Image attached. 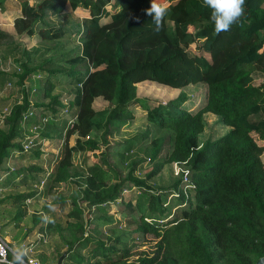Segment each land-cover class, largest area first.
<instances>
[{
  "label": "trees",
  "instance_id": "obj_1",
  "mask_svg": "<svg viewBox=\"0 0 264 264\" xmlns=\"http://www.w3.org/2000/svg\"><path fill=\"white\" fill-rule=\"evenodd\" d=\"M34 2L19 0L12 28L37 41L21 50L16 81L32 87L36 99L29 103L23 90L21 102L0 120V190L37 186V176L43 181L39 191L2 193L0 215L16 226L29 220L39 233H57L63 249L39 254L40 264L56 263L62 252L60 264H254L264 256V146L257 142L264 143V82L253 79L264 75V0H245L240 20L219 34L202 0H157L168 9L159 32L145 12L151 0ZM7 38L14 42L0 30V40ZM5 77L0 71V87H7ZM142 81L176 89L202 84L203 103L191 104L182 92L151 101L137 95ZM59 84L71 91L54 94ZM137 107L143 122L133 127ZM204 112L229 130L199 147ZM45 123L60 131L48 132ZM128 127L134 132L122 138ZM61 135V157L47 169L50 153L41 142ZM73 153L93 159L83 164V175L75 173L79 181L67 182L75 185L74 196L55 193L70 205L64 220L51 217L44 226L40 215L26 216L24 199L47 196L65 182ZM13 156L21 159L16 167ZM169 162L181 167L177 180L154 190L149 179ZM125 187L140 194L125 198ZM114 213L133 227L125 230ZM3 227L0 236L7 238ZM102 229L109 232L104 239L96 236ZM145 232L158 236L153 252L126 262Z\"/></svg>",
  "mask_w": 264,
  "mask_h": 264
},
{
  "label": "rangeland",
  "instance_id": "obj_2",
  "mask_svg": "<svg viewBox=\"0 0 264 264\" xmlns=\"http://www.w3.org/2000/svg\"><path fill=\"white\" fill-rule=\"evenodd\" d=\"M29 3H35L34 1L37 0H28ZM19 0H5L4 8L0 9V30L10 34L13 37V41L16 42L18 45L17 49H13L11 54H7L8 48L11 45H16L12 42V39L7 40H0V71H3L7 74L5 79L8 81L9 84L6 88L0 87V116L6 114L9 109L14 104H19L22 100V91L24 90L28 99V102H33L36 98L32 96V87L26 86L25 83L17 84L16 81L18 80V75L20 74L19 63L23 61V54L21 53L22 49L30 50L31 48L37 45V41L34 37H24L16 35L14 32L11 24L12 19L19 14ZM55 17H51L50 21H55ZM46 23V20H44ZM11 40V41H10ZM6 54V57L4 55ZM254 83L258 84L259 82H264V75L259 73L253 74ZM18 82V81H17ZM170 88V89H168ZM71 87L59 84L55 85L53 88V93H63V92H70ZM179 92H182L186 100L191 104H195V106H201L203 103V98L205 95V86L202 84H188L185 87L180 89L171 88L168 86H163L151 81H144L140 84H137V95L140 97L147 98L151 101L156 102H166L167 100L175 97ZM39 95V94H38ZM47 101V99H44ZM135 118L134 123H132L133 127L138 123L141 124L143 122V110L140 108L135 109ZM44 120V117L41 118ZM203 127L202 131L199 133L198 146L200 147L206 140H213L222 135H224L228 130L229 127L223 124L219 116L210 113L204 112L203 116ZM142 121V122H141ZM60 122H63V119H60ZM58 125V124H57ZM45 127L48 129V132L57 134L60 129L54 127L53 124L45 123ZM128 127V134L122 135V138L128 137L132 132H134V128ZM43 131V130H42ZM64 134V131L61 132ZM62 135L60 137H52L49 139L42 140V147L43 151L49 152L50 155L45 157L44 166L47 169L52 168L55 165L57 159L61 157V143H62ZM76 134H72L68 138V144H72ZM111 141V139H109ZM118 140V139H117ZM257 142L264 146L263 142L257 140ZM59 145V148L56 147ZM264 154V152H263ZM14 162L10 165L12 167H16L20 164L21 160L19 158L12 157ZM91 159H93L91 154L87 153H73L71 156V166L66 168V175L64 176V181L60 183L57 187L51 189L50 194L47 196H40V197H29L24 199V205L26 207V216L29 217L30 214L34 213L40 215L42 217V224L45 225L46 220H49L51 217L55 220L63 221L64 220V213L68 210V204H61L55 196V193H59L64 198H70L71 196L75 195V185L72 183H67L68 181H79L81 177H77L75 173L83 175V164H90ZM17 161V162H16ZM24 163L25 160H22ZM27 162V161H26ZM263 168H264V155L262 156ZM151 166L150 164L148 165ZM147 164H144L143 168L146 170L149 167ZM180 165L175 162H169L163 164L161 170L151 179H149L148 184L154 188V190H163L169 189L172 187L173 183L178 178V170L180 169ZM36 180L39 182V185H30V186H20L18 188H12L7 190H0V196L2 193L12 192V193H25L26 191H39L40 185L43 181L42 177L37 176ZM78 183V182H77ZM124 197H137L140 192L137 191L136 188L125 187V190L122 192ZM13 207V206H12ZM14 208V207H13ZM114 218L119 219L120 215L118 213H114ZM123 223V228L126 230H130L133 226L124 227V220L120 218ZM9 220L3 216L1 213L0 215V224L3 223V235H6L9 239L10 246L17 247L18 243H21L25 239L35 238L36 235L39 234V231L36 230L35 224L30 222H24L22 220L16 226L15 224L8 223ZM83 223V220L81 221ZM6 223H8L6 225ZM63 226V223L61 224ZM102 233L96 234V236H100L101 239H104V236L109 234L106 229H102ZM38 232V233H37ZM67 233V231H65ZM88 233L87 231L84 234ZM42 235V242H39L38 247L36 250L30 254L31 257L38 258L37 256L41 253H45L46 255H50L52 251L57 247L61 251L63 248L61 245H58V236L57 233L52 231L44 230L40 233ZM139 238L133 241L132 245L130 246L131 249L129 250L128 256L125 258L126 262H134L141 256L150 255L155 246L156 241L158 240V236H156L153 232H145L141 235H137ZM7 239V238H6ZM23 239V240H22ZM137 245H134V244ZM60 244V243H59ZM19 246V245H18ZM57 250V249H56ZM63 256L65 255L64 252ZM61 253V254H62ZM62 256V257H63ZM58 259V258H57ZM62 259V258H61ZM57 261V260H56Z\"/></svg>",
  "mask_w": 264,
  "mask_h": 264
},
{
  "label": "clouds",
  "instance_id": "obj_3",
  "mask_svg": "<svg viewBox=\"0 0 264 264\" xmlns=\"http://www.w3.org/2000/svg\"><path fill=\"white\" fill-rule=\"evenodd\" d=\"M202 4L211 10L210 19L214 24V31L219 34L229 31L231 26L240 20L244 14L245 0H202ZM145 12L152 18L155 31H161L164 27L163 21L168 14V9L158 3L157 0H151L150 7ZM11 251L12 261L10 264H26L28 255L26 248L17 246Z\"/></svg>",
  "mask_w": 264,
  "mask_h": 264
},
{
  "label": "built area",
  "instance_id": "obj_4",
  "mask_svg": "<svg viewBox=\"0 0 264 264\" xmlns=\"http://www.w3.org/2000/svg\"><path fill=\"white\" fill-rule=\"evenodd\" d=\"M9 82L6 83L8 86ZM9 112V111H8ZM6 114L3 116H0V120L5 117ZM23 148H27V144H23ZM183 180H186V171H183ZM42 235L39 233L36 235L35 238L25 239L21 243H19V246H23L28 250V255L26 257V264H40L38 258L31 257L30 254L33 253L36 248L38 247L39 242H42ZM9 240L6 239V237L2 238L0 236V264H10L12 261V249L15 247H12L8 244ZM56 264V263H54Z\"/></svg>",
  "mask_w": 264,
  "mask_h": 264
},
{
  "label": "crops",
  "instance_id": "obj_5",
  "mask_svg": "<svg viewBox=\"0 0 264 264\" xmlns=\"http://www.w3.org/2000/svg\"><path fill=\"white\" fill-rule=\"evenodd\" d=\"M65 10H66V11H69L70 8H69V7H66ZM73 13H74V14H77V15H80V16L86 15V14H85L86 11L83 10V9H74V10H73ZM18 15H19V14H18ZM11 26H12V24H11ZM142 82H144V81H142ZM142 82H139V83H137V84H140V83H142ZM137 84H136V87H137ZM7 240H8V237H7Z\"/></svg>",
  "mask_w": 264,
  "mask_h": 264
},
{
  "label": "water",
  "instance_id": "obj_6",
  "mask_svg": "<svg viewBox=\"0 0 264 264\" xmlns=\"http://www.w3.org/2000/svg\"><path fill=\"white\" fill-rule=\"evenodd\" d=\"M62 256H63V253L58 257L56 264L61 263ZM254 264H264V256L258 257L256 261L254 262Z\"/></svg>",
  "mask_w": 264,
  "mask_h": 264
}]
</instances>
